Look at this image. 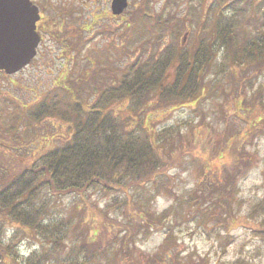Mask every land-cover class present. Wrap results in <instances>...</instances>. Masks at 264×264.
Instances as JSON below:
<instances>
[{"label":"trees","instance_id":"1","mask_svg":"<svg viewBox=\"0 0 264 264\" xmlns=\"http://www.w3.org/2000/svg\"><path fill=\"white\" fill-rule=\"evenodd\" d=\"M169 1L156 10L152 0L132 5L121 31L139 54L119 68V75L113 72L112 83L98 86L81 74L56 88L60 93L47 92L30 107L15 105L11 131L59 118L69 124L70 134L23 166L7 170L0 162V264H14L11 243L24 238L38 244L25 264H122L132 257L135 241L159 225L168 230L163 246L142 264H187L169 244L176 223L192 217L205 227L213 220L225 229L234 223L235 184L252 164L246 145L264 134L263 89L259 85L248 98L238 90L245 81L253 86L264 73V0H196L186 15L167 11ZM103 31L114 34L117 28ZM183 31L189 35L186 45ZM105 72L104 67L100 75ZM219 72L232 82L237 78L233 90L246 126L221 139L211 133L201 140L218 160H227L214 170L212 158L196 157V145L185 143L179 131L156 130L145 121L152 104L197 100ZM216 83L222 89L221 81ZM88 96L96 97L93 103ZM185 153L199 179L177 194L169 171ZM98 193L111 201L98 207L90 199ZM160 195L172 196L173 203L156 212L152 204ZM66 196L76 199L71 211L60 214ZM247 215L255 218L252 231L264 234V196ZM6 223L15 229L7 242Z\"/></svg>","mask_w":264,"mask_h":264},{"label":"rangeland","instance_id":"2","mask_svg":"<svg viewBox=\"0 0 264 264\" xmlns=\"http://www.w3.org/2000/svg\"><path fill=\"white\" fill-rule=\"evenodd\" d=\"M43 1L49 8L50 5L52 6L51 12L48 13V31L53 33V36L58 34L62 45L68 44L69 50L65 49L61 54L54 42L52 43L54 40L52 37L48 43L51 46L50 52L42 60L34 59L29 65L11 75L0 72V162L5 164L7 170L27 164L35 154L60 144L63 137L70 134L69 124L59 118H47L42 124L32 123L27 128L24 124H20L18 130L11 131L9 127L12 124V115L16 112L15 105L30 107L41 101L47 92L57 93L60 89L55 88L54 78L58 72H67L69 76L65 80L66 84L75 76L80 77L81 74L86 77L90 75L93 79L91 83H98V86L102 83L103 85L112 83L109 77L113 72L119 75V68L126 62L130 63L139 54V50L134 46H127L128 42L124 40L121 26L124 20L131 16L132 5H136L140 0H128L127 9L120 15L111 13V0ZM164 1L152 0L151 7L155 10L160 9ZM191 4L195 5L196 0L193 2L170 0L166 10L176 11L178 15H186ZM105 27L117 28V31L114 34L100 32ZM185 32H181V39ZM187 33L189 34L188 31ZM188 37L189 35L182 45L187 44ZM124 45L129 48L125 53ZM104 67L106 72L100 75ZM210 78L212 82L197 100L182 104L170 103L160 107L152 104L148 111L151 115L145 123L156 130L171 127L179 131L185 143L193 141L192 144L196 145L194 151L196 157L201 156L205 160L212 158L209 160L210 166L214 170H220L227 160H218L209 149H204L199 143L202 139L208 140L211 133L216 134L217 139H221L227 133L240 130L246 126V120L240 116L236 106L237 95L233 89L237 85V78L232 82L233 78L227 79V74L223 76L220 72L216 79ZM219 80L222 89L219 86L215 87L220 85L216 83ZM259 85L263 89L264 106V73L258 77L253 86L250 87L245 81L244 84L238 85L241 86L238 90H242L248 98ZM95 98L88 96L87 100L91 104ZM115 106L122 105L117 103ZM261 113L264 116V108ZM11 140L14 142L11 143ZM16 146L18 147L13 148ZM246 149L250 152L252 164L235 184L236 200L230 205L234 223L230 228L214 225V220L207 223L209 227H205L197 223L194 217L173 226L169 244L176 245L178 254L185 263L264 264V234L252 231L255 218L247 215L251 206L264 196V134L254 137L253 142L246 145ZM195 166V162L185 153L182 163L170 169L169 172L174 173L176 177L173 192L185 194L196 185L199 174ZM74 199L76 197H64L58 206L59 213L66 214L71 211V203ZM90 199L95 200L98 207H103L106 202L111 201L110 197L100 193L93 194ZM172 203V196L160 195L153 202L152 210L160 212ZM14 231V227L6 223L3 239L7 242ZM167 231V228L159 225L154 231L150 229L147 236L139 237L132 246V257L122 264H142L148 256L158 254ZM16 240L11 243L14 244L11 249L14 264H25L31 252L38 249V244L28 238ZM172 248L170 247V250ZM164 256L169 260L166 252ZM104 264L107 262L105 261Z\"/></svg>","mask_w":264,"mask_h":264},{"label":"water","instance_id":"3","mask_svg":"<svg viewBox=\"0 0 264 264\" xmlns=\"http://www.w3.org/2000/svg\"><path fill=\"white\" fill-rule=\"evenodd\" d=\"M127 5L128 0H111L110 9L119 15ZM38 18V7L31 0H0V70L4 73L19 71L36 54Z\"/></svg>","mask_w":264,"mask_h":264},{"label":"flooded vegetation","instance_id":"4","mask_svg":"<svg viewBox=\"0 0 264 264\" xmlns=\"http://www.w3.org/2000/svg\"><path fill=\"white\" fill-rule=\"evenodd\" d=\"M31 1L34 5H36L38 7L39 18L36 21V32L39 35V42H38V45L36 47V54L31 59L30 63L34 59L42 60L46 56V54L50 52L51 46L48 45V43L50 42L52 37L54 39L52 41V43L54 42V45L56 46L58 51L61 52V54H63V50L65 51V49H66V51H67V49H68V44L65 43L64 44L65 46L62 45V40L59 38L58 34H56V36H53L52 35L53 33L48 31V29H49V27H48V23H49L48 22L49 21L48 13L51 12L52 6L50 5V8H49L48 4H46L43 0H31ZM68 76H67V72H58V75L54 78L55 88H59L63 82H66L65 80H67Z\"/></svg>","mask_w":264,"mask_h":264}]
</instances>
